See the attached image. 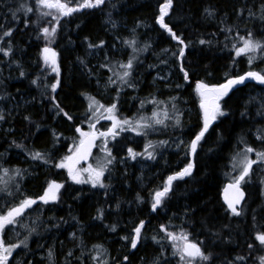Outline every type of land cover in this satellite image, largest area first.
Returning a JSON list of instances; mask_svg holds the SVG:
<instances>
[{"label": "trees", "instance_id": "obj_1", "mask_svg": "<svg viewBox=\"0 0 264 264\" xmlns=\"http://www.w3.org/2000/svg\"><path fill=\"white\" fill-rule=\"evenodd\" d=\"M61 2L76 7L83 0ZM163 2L105 0L99 7L80 8L69 16H60L57 22L56 10L43 8L37 0H0V48L11 47L7 56L0 52V107L6 110L2 113L4 120H0V168L11 173L7 191H0V210L3 198L8 203L38 200L50 182L63 185L57 201L44 204L38 200L32 205L26 232L18 227V237L7 233L6 243H19L28 237L27 247L21 245L12 253L19 256L21 264H154L157 258L160 264H183L179 255H173L174 242L161 226L177 237L187 233L189 241L203 242L202 250L212 254L211 260L203 264H240L235 260L237 256L246 258L244 264H259L258 258L264 256V248L254 240L256 233L264 232V191L259 190L257 195L255 190L250 193L247 184L243 186L245 200L240 216L232 215L221 200L223 186L230 183L232 157L246 147L264 149L263 141L255 138L258 135L264 140V121L254 119L252 105L246 103L244 95L247 88L264 85L254 80L231 91L221 101L228 115L210 125L195 154L189 149L203 123L197 106V81L212 86L249 71L264 74V51L236 56L233 47H240V37L249 32L254 41L264 43V0H173L165 20L187 45L183 60L173 55L182 45L156 23ZM22 4L33 11L27 15L16 11ZM49 11L52 15H42ZM44 27L57 29L51 43L43 39ZM8 29L12 35L4 37ZM118 40L124 46L120 50L116 49ZM101 41L102 47H89ZM126 41H135L134 47L144 50L133 53ZM45 46L57 54L59 75L44 63ZM133 55L138 57L133 61L130 78L134 87L121 86L113 72L123 70L119 64L127 63ZM249 56L253 57L251 65ZM181 64L189 73L188 80L183 78ZM166 71L172 83L154 78ZM110 76L116 83L108 89L112 96L105 103L117 104L120 119L148 117L154 109L162 113L167 109L169 116H180L179 126L168 119L167 127L161 126L162 132L155 136L148 135V130L147 135H138L141 138L134 141L119 139L137 153L143 144L153 142L157 145L152 150L155 158L145 161L143 168L134 161L125 172L119 166L115 169L114 164L102 181L106 187L97 189L74 183L67 169L55 167L52 162L32 160V151L51 153L55 163L69 154V148L79 140L75 128H87L86 115L90 113L86 99H95V83ZM57 79L60 84L53 93L50 86ZM50 96L55 99L50 101ZM152 100L158 103H150ZM141 101L145 102L143 108ZM54 103H59L72 120L56 115ZM173 103L178 112L172 111ZM100 127H105L103 122ZM53 132L60 136L55 146ZM171 137L180 140V148L165 147L166 143L161 146V141L169 144ZM189 162L193 164L191 175L173 180L162 204L153 211L155 193L163 191L168 177ZM17 168L20 175L15 174ZM98 209L103 213L101 218H97ZM140 221L145 225L137 247L132 249L129 241ZM112 226L115 231L110 230ZM33 228L35 231L29 235ZM175 243L182 245L183 241ZM249 243L255 245L251 250Z\"/></svg>", "mask_w": 264, "mask_h": 264}, {"label": "snow or ice", "instance_id": "obj_2", "mask_svg": "<svg viewBox=\"0 0 264 264\" xmlns=\"http://www.w3.org/2000/svg\"><path fill=\"white\" fill-rule=\"evenodd\" d=\"M105 0H83V3L78 4L76 7L69 6V3L61 2V0H37V3L41 5L43 8L47 9H55L57 16L54 17V19L59 21L60 16H69L72 13L78 11L80 8H96L100 5L104 4ZM173 7V0H164L163 3L159 4L158 7V16L156 17V23L159 24L160 28L165 30L171 39L177 41L178 45H182V47H179L178 52H174L173 55L176 56L178 59L183 60L185 58V48L187 45L185 44V41L176 34V32L173 30L172 27L169 26V24L166 22L165 17L169 16V11ZM23 11L25 15L31 13L33 11L32 7H28L26 5H21L16 11ZM206 11H208L206 9ZM209 15H211V12H208ZM43 16L52 15V12H43ZM13 18H16V13L13 12ZM28 26L27 21H25V27ZM57 29L55 27H52L49 29L48 27H44L42 29L43 39L51 43L56 35ZM230 31V29H229ZM12 35V30L8 29L3 32L4 37H10ZM3 37H0V40H2ZM240 40L243 42L242 47H235V54L236 56H241L242 54H247L250 52H255L257 50L264 51V43L260 41H254L252 38V33L249 32L247 36L240 37ZM103 41L100 42V45H92L89 44V47H102ZM125 43H128L129 46H132L133 53H136L137 51H143L144 49H137L134 47L135 41H126ZM201 44H204L205 41L201 40ZM148 46H145V49ZM43 59L44 63L46 65H50L53 72H56L57 75H59V65L56 62V52L51 49L50 47L45 46L43 48ZM165 52L167 50H164ZM0 52H3L4 55H9L11 52V47L9 46L8 50H5L4 48H0ZM138 57L136 55H133L129 58L127 63H121L119 64V68L123 69L122 72H113V75L117 77V79L120 81L121 86H129L134 87V85L131 83V76L132 72L134 70V63L133 61L137 60ZM253 57L249 56V64L251 65ZM101 67H105V65H101ZM109 71H112V69H109ZM180 71L183 72V78L185 80H188L189 73L186 71L183 67V64H181ZM21 76L24 75V72L20 73ZM251 78L255 81H258L260 84L264 85V74L255 72V71H249L245 75L237 76L234 78H230L227 80L226 83L219 84V85H212L209 86L208 84L197 81L195 86V91L200 97V104L199 107L202 109L203 116H202V127L198 133L195 134V138L190 142L189 149L192 154H195L197 151V147L200 143V141L205 137V133L208 132L210 125L216 121L219 117H226L228 113L223 110L221 101L224 99V97L228 96L230 90L233 89L236 85H243L246 81V79ZM33 84H36L37 81L33 80ZM108 83L115 84L116 80H113L110 76L108 78ZM60 81L57 79L55 83H52L50 88L51 92L55 93L57 88L59 87ZM179 88L180 85H177ZM119 93H117V99H118ZM50 101L54 100L55 97H49ZM173 100L178 99L177 97H173ZM89 105L87 112L90 113V115H86V119L89 121V131H83L80 127L75 128V132L79 134V143H73L72 148H69L68 155L63 156L59 163H55V161L52 159L51 153H42L40 151H32L30 152L31 159L34 161H41L44 164H48L50 162L53 163L55 167L61 168V169H67L69 177L77 184H85V183H91L93 187H96L99 185V187H106L105 184L102 183V177L104 176L105 172L109 170V165H112L115 157L112 155V152L110 149L107 148L108 143V137H111L115 139V137L119 134V131H135L137 135H147L148 130H154L156 125H162L164 127H167L165 124V121L170 119L169 111L165 109L163 111V118L161 117L160 112L156 111L155 109L152 111L151 117H145L141 115L137 120H129V119H119L116 115L117 110V104L113 103L110 106L105 107L102 104H99L98 101H96L93 97H88ZM150 103H153L156 105L158 102L155 100L149 101ZM145 105L144 101H141V108H143ZM53 107L56 110V115L66 117L67 120L71 121L72 117L68 115L67 112H65L64 108L60 106L59 103H54ZM100 109L104 110V113H107L105 116L103 113H100L98 116L97 114L100 112ZM172 111L178 112V109L176 108L175 103L172 105ZM4 115L0 113V120H4ZM108 119L112 121V126L105 132H99L95 131V124L91 123L92 120H96L97 122L99 119ZM25 119H29L28 117H25ZM175 119V126H179L180 116L176 115L174 117ZM36 130H40V126L36 125ZM119 130V131H118ZM53 145L55 146L56 141L59 140L60 136L53 132ZM258 139H261L260 136L257 137ZM97 139H102L103 146L101 147V151L105 153V156L103 158H100L97 160L96 166L89 165L87 168H78L77 165L82 161L86 160L88 156L91 154V149L95 146V141ZM15 144V141H13ZM166 143L164 141H161V146ZM16 147H22L19 144H16ZM153 149L155 146L149 142L145 146V153L147 154V158L154 159V155L152 151H148V149ZM128 155L134 160L137 156L143 155L142 153H137L133 151L132 148H128ZM255 151L251 147H246L243 153V156L238 161V165L234 163L233 167H240V173L238 176L233 178L232 183L228 185V189H231L234 193V195L231 198L226 197V203L228 210H230L231 214L234 216H240L243 212V209L237 208V205L241 204V201L244 199V192L241 189V183L245 181V178L249 176L250 170L252 168V165L254 163H257L258 161H264V152H256V155L258 157L257 160H251L248 156V153H251ZM239 155V154H238ZM193 164L189 162L180 172L176 173L173 176L168 177L167 185L164 187L163 191H157L155 193V199L154 203L152 204V210L156 211L158 206L162 204V198L170 191V186L173 180L175 179H182L185 176H189L192 173ZM4 176H8V169H3ZM15 174L20 175V169H15ZM87 174V178H85V175ZM11 179V177L9 178ZM0 181H3L5 185H7L8 181H4L3 177H0ZM63 187V185L58 184L56 182H50L47 186V189L44 191L43 195L39 196L38 199L42 201L44 204H48L49 202H54L59 199L58 193L59 190ZM0 191H7V188L0 189ZM227 191V189H226ZM11 192H8V195H11ZM36 199L32 198H26L22 200L18 205L10 207L5 213L0 214V234H4L3 236H0V264H9V257L12 255L13 251L17 248H20L21 245L23 247H27V239L28 237H25L24 241H20L19 243H6V226L14 225L18 223L17 218L21 217L25 210L30 208L33 204H36ZM119 205H117V208ZM98 217L101 218L103 213L101 210L98 209ZM255 220V217H253ZM145 225V221H140L139 226L135 227L133 229L134 236L129 241L131 248L135 249L137 247L138 241L141 237V230ZM111 231H115V226H112ZM35 229H31L29 232V235H31L32 232H34ZM161 231H165L168 238H170L173 243V248L176 249V251L173 252V255H179L180 261L183 262V264H203V262H208L211 260L212 254L209 252L205 254V252L202 250L201 244L203 242H192L188 239L187 233H181L179 237H177L174 233L167 232L166 228L164 226H161ZM75 235V234H73ZM123 239H128V237H123ZM156 238L153 237V240ZM182 240V245H177L175 241ZM254 240L259 243V246L261 248H264V232H258L254 236ZM158 242V241H157ZM254 243H249L248 248L251 250L254 248ZM94 247H101V246H94ZM71 255V253H70ZM52 253L49 251V257L51 258ZM94 259H96L94 257ZM125 260L128 259V257H124ZM245 257L243 256H237L235 258L236 261H239L240 264H244ZM259 264H264V256H261L258 258ZM154 264H160L159 258H157L154 261ZM232 264H235V262H232Z\"/></svg>", "mask_w": 264, "mask_h": 264}, {"label": "rangeland", "instance_id": "obj_3", "mask_svg": "<svg viewBox=\"0 0 264 264\" xmlns=\"http://www.w3.org/2000/svg\"><path fill=\"white\" fill-rule=\"evenodd\" d=\"M118 47H116L117 50H120L122 47L124 48V46L121 45V42L118 40ZM243 46V43L240 47ZM258 51V50H257ZM250 52V53H247V54H243V55H253V54H256V52ZM123 70H116L115 72H122ZM169 72L166 71L163 75H156L154 78L155 79H158V80H163L164 82H167L169 81L170 83H172V78L169 77ZM259 83V82H258ZM121 84V83H120ZM260 84V83H259ZM113 85L115 84H111V83H108V80H104V81H99V82H96L95 83V87H94V93H93V96H95V100L99 102V104H102L104 105L105 107L107 106H110L109 104H106V100H108L112 95L108 92V89L112 88ZM262 85V84H260ZM263 86V85H262ZM165 87V86H164ZM166 88V87H165ZM248 91L245 92V96L248 98V102L246 103H249L250 105H252V112L255 114L254 115V119L256 121H264V87H260V88H255V87H249L247 88ZM197 95V106L200 110V113H201V118L203 116V112H202V109H200L199 107V104H200V97L198 96V94L196 93ZM86 103H87V106L89 105V100L88 98L86 99ZM86 108V106H85ZM187 108V107H186ZM6 110L5 109H2L0 107V113H5ZM187 112L188 114H191L192 113V110L190 107H188L187 109ZM100 113H103L105 116L107 115V113H104V110L103 109H100V112L97 114L98 116L100 115ZM161 114V117L160 118H163V113L160 112ZM187 114V113H186ZM117 115V114H116ZM152 114H150L148 117H151ZM117 117L120 119L121 117H119L117 115ZM175 115H171L170 116V119L169 120H174V126H175V119H174ZM129 120H132L130 118H128ZM134 119V118H133ZM135 121V120H133ZM105 125L104 128L100 127V123H102ZM203 122V121H202ZM91 123H94L95 124V131H97V133L99 132H105L107 131L109 128H111L112 126V121L111 120H108V119H99V121L97 122L96 120H92ZM165 124H166V121H165ZM86 131H89V121L87 120V123H86ZM162 125H156L154 130H149L150 132H148V135H156V134H160L162 132V128H161ZM119 131V130H118ZM120 133L115 137V139L111 138V137H108V143H107V148L111 150L112 152V155L115 157V160L113 162L112 165H109V170L105 172L104 176L101 178L102 181L108 177L107 174L108 172L111 170V168H113V165L115 164L114 168L116 169L117 166H119V169L121 171H124L127 169V167L129 166L130 163L136 161L138 166L143 168L145 166V161H149L150 159L147 158V154L145 153V146L149 143H145L143 144L142 146V149L138 152V153H142L143 155H140V156H137L136 159H132L129 155H128V148L122 144L121 141H119L120 138H124L126 141H130V140H137V138H141L140 136L138 135H134L136 132L135 131H119ZM258 135L255 136L256 140L258 141H263L264 143V140L262 139H258L257 138ZM80 139V137H79ZM78 143H79V140H78ZM153 144V142H151ZM179 143H180V140H177L173 137L170 138V143L167 144L166 142V146H171L172 148L174 149H177V148H180L179 147ZM117 147V145H119ZM154 145V144H153ZM103 146V142H102V139H97L96 140V147H95V150L91 156V158L89 159V161L85 164H78L77 167L78 168H87L89 165H93L94 167L96 166V163H97V160L100 159V158H103L105 156V153L103 151H101V147ZM155 148L157 145H154ZM113 147H117V149L115 151H113ZM129 148H132V147H129ZM154 148V149H155ZM133 149V148H132ZM255 151L251 152V153H248V156L251 160H257L258 161V157L256 155V152H264V149H255L253 148ZM153 149H148V151H152ZM243 151L239 152V153H236L233 157H232V173L229 175L230 177V182L232 183L233 181V178L238 176L239 173H240V167L237 166V167H233L234 163L238 165V161L241 159V157L243 156V153H244V150L245 148L242 149ZM134 151V150H133ZM239 154V155H238ZM252 158H251V157ZM138 160V161H137ZM60 161V160H59ZM234 169H236L237 171L235 172ZM3 168L1 169L0 168V177H3V180L4 181H8L9 179V175L8 176H4L3 174ZM67 172V171H66ZM125 172V171H124ZM8 174H11V173H8ZM67 175H68V172H67ZM85 175V178H87V174H84ZM106 175V176H105ZM69 177V175H68ZM70 178V177H69ZM71 179V178H70ZM72 180V179H71ZM74 182V181H73ZM75 183V182H74ZM77 184V183H76ZM245 184H247L249 186V191L250 193L255 190L257 192V195L259 194V190H262L264 191V161H258L257 163H254L252 165V168L250 170V174L248 177L245 178V181L241 183V186L243 187ZM9 184L5 185L3 183V181H0V189L2 188H5V186H8ZM80 185H86V186H89V187H92V188H95L97 189L99 187V185H97L96 187H93L92 184L89 182V183H85V184H80ZM100 188V187H99ZM39 200V199H38ZM36 200V201H38ZM20 203V201L18 202H9L8 203V200L6 198H3L2 200V206H3V209H1L0 211H3L6 212L10 207L12 206H16ZM50 203V202H49ZM34 206H31L30 208L26 209L24 214L21 216V217H18L17 220H18V223L14 224V225H9V226H6V234L10 231L11 234L13 236H16L18 237V234H17V230L16 228H20V230H22L23 232H26L27 229H26V223L28 224L29 223V219H28V216H29V213L28 211L33 208ZM247 207V206H245ZM257 207H259L257 205ZM5 209V210H4ZM27 211V212H26ZM17 225V227H16ZM4 234H0V236H3ZM18 249V248H17ZM15 251V250H14ZM13 251V253H14ZM15 255V254H14ZM10 256L8 259L11 260V262L9 264H21L18 259H19V256L15 257V256Z\"/></svg>", "mask_w": 264, "mask_h": 264}, {"label": "water", "instance_id": "obj_4", "mask_svg": "<svg viewBox=\"0 0 264 264\" xmlns=\"http://www.w3.org/2000/svg\"><path fill=\"white\" fill-rule=\"evenodd\" d=\"M52 49V48H51ZM251 80H253V79H251V78H248V79H246V81H245V83L246 82H248V81H251ZM226 83V82H225ZM244 83V84H245ZM243 84V85H244ZM239 86H241V85H236V86H234L233 87V89L232 90H230V92L231 91H233V90H235L237 87H239ZM229 92V93H230ZM94 148V147H93ZM93 148L91 149V152L93 151ZM89 157H90V155L88 156V158L86 159V160H82L80 163H86L87 161H88V159H89ZM228 185H229V183H226L225 185H224V187H223V189H222V192H221V200H222V203L224 204V206L226 207V209L228 210V207H227V203H226V197H228V198H231L233 195H234V193H233V191L231 190V189H228ZM226 189H227V191H226ZM243 191V190H242ZM244 192V191H243ZM244 200H245V193H244V199L241 201V204L240 205H237V208H240L241 206H242V204L244 203ZM229 212H230V210H228ZM231 213V212H230Z\"/></svg>", "mask_w": 264, "mask_h": 264}, {"label": "bare ground", "instance_id": "obj_5", "mask_svg": "<svg viewBox=\"0 0 264 264\" xmlns=\"http://www.w3.org/2000/svg\"><path fill=\"white\" fill-rule=\"evenodd\" d=\"M254 117V116H253Z\"/></svg>", "mask_w": 264, "mask_h": 264}]
</instances>
